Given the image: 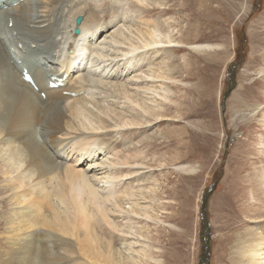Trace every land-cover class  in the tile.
Here are the masks:
<instances>
[{
    "label": "bare ground",
    "instance_id": "bare-ground-1",
    "mask_svg": "<svg viewBox=\"0 0 264 264\" xmlns=\"http://www.w3.org/2000/svg\"><path fill=\"white\" fill-rule=\"evenodd\" d=\"M87 3L5 0L0 6V170L7 181L1 186L11 187L15 195L11 202L17 207L12 208L8 222L9 250L0 264H36V260L39 264L162 262L142 242L149 237L145 225L159 220L148 202V191L121 185L132 178V169L150 164L139 149L144 140L121 151L117 146L111 149L100 138L115 131L127 135V131L171 120L166 111L168 104L176 102L173 89L180 81L178 68L173 59L157 62L150 54L182 47L204 53L215 46L185 44L176 37L180 32L176 27L165 28L144 18L109 33L118 24L97 22L95 26L84 17L81 33L75 34V18ZM89 13L98 11L92 7ZM104 36L110 38L104 46L121 51L127 59L122 73L108 75L104 67L88 66L89 51L108 56L104 53L108 49L99 42ZM143 57L151 59L147 67ZM24 67L32 73L38 90L22 78ZM123 74L129 80L119 81ZM51 76L57 78V87L49 86ZM61 79H65L64 85L58 86ZM102 88L105 97L100 94ZM263 109L253 105L249 111L257 115ZM125 168L131 170L124 174ZM178 169L194 171L195 167L182 164ZM251 183L257 192L254 198L263 194L258 201L264 203V169ZM259 211V216L251 217L256 226L240 234L235 245L242 264H264V231L260 230L264 209ZM106 234L108 239L103 237ZM116 237L122 246H115Z\"/></svg>",
    "mask_w": 264,
    "mask_h": 264
},
{
    "label": "rangeland",
    "instance_id": "rangeland-1",
    "mask_svg": "<svg viewBox=\"0 0 264 264\" xmlns=\"http://www.w3.org/2000/svg\"><path fill=\"white\" fill-rule=\"evenodd\" d=\"M87 1L81 15L95 26L97 22L104 26L118 24L109 33L123 24L153 19L165 28L176 27L180 31L176 37L185 44L215 46L204 53L182 47L179 50L166 48V51L163 48L159 54H150L157 62L173 59L178 68L176 76L180 81L173 89L176 102L166 108L171 120L151 124L145 130L127 131V135L115 131L112 136L104 135L100 139L111 149L117 146L116 150L121 151L144 140L139 149L144 151L149 167L123 169L124 174L131 170L133 175L121 185L122 188H144L151 197L148 202L157 210L154 212L159 220L145 225L149 237L142 242L161 259L160 264H242L234 252L235 245L240 234L256 226L251 223V217L259 216V210L264 209V203L258 201L263 194L255 199L257 192L251 185L264 169L261 143L264 141V109L257 115L249 111L253 105L264 108V0H151L152 4L147 5H140L138 0ZM92 7L97 14L89 13ZM106 13H109L107 19H103ZM105 36L99 42L108 49L109 52H104L108 56L99 57L96 50L89 51L88 66H98V70L104 67L108 75L122 73L127 59L121 51L104 46L110 41V38L104 39ZM105 59L110 62L105 64ZM142 59L147 67L151 59ZM124 74L118 77L119 81L129 80ZM228 87L231 90L223 106ZM105 91L104 88L100 91L104 97L107 96ZM111 100L119 106L118 100ZM38 140L45 145L43 139ZM70 146L72 144L69 151ZM182 164L194 166L195 170L178 169ZM2 170L0 260L9 250L8 222L12 208H17L12 205L14 191L10 186H1L7 182ZM213 186L205 208L204 227V197ZM154 187L156 192L149 191ZM262 226L260 230L264 231V224ZM106 235L104 239L109 238ZM204 239L208 240V246ZM114 244L120 247L122 240L116 237ZM39 263L36 260V264Z\"/></svg>",
    "mask_w": 264,
    "mask_h": 264
},
{
    "label": "water",
    "instance_id": "water-1",
    "mask_svg": "<svg viewBox=\"0 0 264 264\" xmlns=\"http://www.w3.org/2000/svg\"><path fill=\"white\" fill-rule=\"evenodd\" d=\"M83 21H84V17L82 15H78L75 18V24H76V27L74 29V33L75 34H80L81 33L80 26L83 23ZM230 90H231V87H228L227 88V92L224 95L223 106H225L226 98H227ZM213 189H214V186L211 187L210 189H208V191L206 192L205 197H204V203H203V221H204V227L206 226V223H205V220H206L205 208H206V204H207L208 198L210 197L211 193L213 192ZM204 243H205V246H208V244H209V242H208L207 239L206 240L204 239ZM206 248H208V247H206Z\"/></svg>",
    "mask_w": 264,
    "mask_h": 264
}]
</instances>
